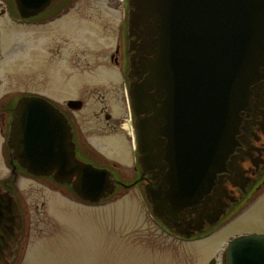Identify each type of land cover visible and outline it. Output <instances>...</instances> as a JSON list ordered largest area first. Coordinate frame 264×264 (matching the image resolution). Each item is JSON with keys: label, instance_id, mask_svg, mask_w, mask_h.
<instances>
[{"label": "water", "instance_id": "1", "mask_svg": "<svg viewBox=\"0 0 264 264\" xmlns=\"http://www.w3.org/2000/svg\"><path fill=\"white\" fill-rule=\"evenodd\" d=\"M55 1L12 0L22 21L48 13ZM127 5V97L142 178L126 184L110 169L76 156L70 124L39 96L21 97L13 109L10 160L30 175L67 184L91 204L119 186L141 183L169 232L200 237L224 218L214 190L218 185L223 192L244 116L253 114L262 96L264 0H127ZM82 106L68 101L71 110ZM17 168L13 165L14 181ZM23 224L11 187L0 184V264L12 263ZM225 264H264V235L231 240Z\"/></svg>", "mask_w": 264, "mask_h": 264}, {"label": "rangeland", "instance_id": "2", "mask_svg": "<svg viewBox=\"0 0 264 264\" xmlns=\"http://www.w3.org/2000/svg\"><path fill=\"white\" fill-rule=\"evenodd\" d=\"M127 10V0H76L69 15L36 26L46 17L22 21L12 0H0V114L5 112L9 123L21 97L49 99L73 117L87 149L83 160L131 184L138 175L137 152L126 129L132 114L124 96L130 79ZM118 43L120 65L111 60ZM59 45L62 61L53 57ZM75 53L81 66L73 63ZM71 100L82 101L83 108L71 113L66 106ZM9 133V127L2 133L0 122V184L11 187L24 217L11 264H223L230 240L264 235V190L211 234L185 240L155 224L161 221L141 183L119 186L94 206L67 184L31 176L17 162L14 181Z\"/></svg>", "mask_w": 264, "mask_h": 264}, {"label": "flooded vegetation", "instance_id": "3", "mask_svg": "<svg viewBox=\"0 0 264 264\" xmlns=\"http://www.w3.org/2000/svg\"><path fill=\"white\" fill-rule=\"evenodd\" d=\"M73 3H76V0H56L48 13L36 18L41 19L42 17H46V19L42 22H37L36 26H46L69 15L68 11L73 7ZM60 47L61 45L58 46V50ZM121 49L122 45L121 43H118L116 46L115 54L111 56V60L116 65H120L123 62V60L119 62V56H122ZM60 51L61 50L57 51L58 53L53 57H58V60L62 61V59L64 58H62L63 54L62 51ZM74 56L75 58H78L77 61H73V63H77L78 66H81V58H79V53H75ZM258 86H262V88L260 89L262 91H260L262 96L258 99L257 108L253 111V114H247L244 116L239 134V146L234 153V156L232 157V168L230 167L224 174L222 185L223 192H220L221 190L219 189L218 185L216 187L219 190L217 189L216 192V188L214 190V198L216 199V201L221 200L224 205V218L221 222L245 210L246 206L251 204L254 199H257L255 197L260 195V193H262V191L264 190V80H262ZM66 106L68 108V102L66 103ZM57 108L60 110L65 120L68 121V124H70V127L72 129L76 156L83 158V155H85L84 150L87 149L82 146V138L80 137V134L76 129L73 117L68 116L66 110L60 109L59 107ZM69 111L71 113L77 112L71 109H69ZM0 122L1 131L2 133H4L7 127H9L10 129L12 119L9 120L8 123V116L5 112H3L0 114ZM89 155L94 156L95 154L92 151H89ZM135 170L138 175L137 180L142 178V175H140L137 168ZM46 178L52 179V177L47 176ZM20 242L18 244V248L16 250L13 261L16 259ZM225 254L226 250L223 256V264H225Z\"/></svg>", "mask_w": 264, "mask_h": 264}, {"label": "bare ground", "instance_id": "4", "mask_svg": "<svg viewBox=\"0 0 264 264\" xmlns=\"http://www.w3.org/2000/svg\"><path fill=\"white\" fill-rule=\"evenodd\" d=\"M126 129L128 130V124H126Z\"/></svg>", "mask_w": 264, "mask_h": 264}]
</instances>
